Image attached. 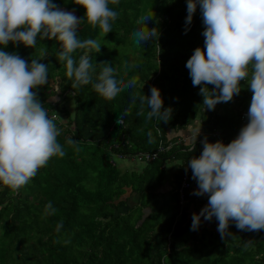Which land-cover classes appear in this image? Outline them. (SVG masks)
<instances>
[{
	"label": "trees",
	"instance_id": "obj_1",
	"mask_svg": "<svg viewBox=\"0 0 264 264\" xmlns=\"http://www.w3.org/2000/svg\"><path fill=\"white\" fill-rule=\"evenodd\" d=\"M52 2L78 18L84 15V8L74 0ZM110 7L119 16L105 36L86 20L79 26V39H96L101 44L99 53L88 49L72 53L77 62L81 55L91 57L94 71L89 85L72 87L55 38L38 39L34 49L12 43L0 49L29 63L46 50L40 62L49 66L48 84L36 91L42 92L50 118L56 114L54 107L65 118L54 120L65 155L51 157L18 190L0 184V264H264V230L241 231L230 222L229 233L222 238L215 217L206 221L209 226L201 223L198 230H190L187 199L197 183L188 160L199 157L204 138L195 141L194 151H190L193 142L171 144L197 116L207 130L220 129L222 134L247 124H241L239 112L250 106V76L240 82L238 95L219 103L224 109L230 106V113V109L209 110L199 94L203 85L193 86L185 66L197 47L205 50L199 5L187 31V0H119ZM153 13L147 26L156 28L159 36L137 46L132 33L143 27L137 21ZM117 46L126 47L128 53L117 57ZM102 62L116 69L118 80L126 83L136 77L137 85L125 88L112 100L104 99L93 87L104 67ZM153 86L160 91L163 108L172 110L167 123L148 118L150 109L138 98L150 96ZM46 95L54 96L53 100ZM133 95L137 96L135 102ZM67 97L73 99L71 111L63 103ZM171 131L175 134L169 136ZM137 152L156 154L134 168H118L110 159L111 155L128 157ZM172 160H176V170L168 182L169 190L161 192ZM186 171L190 186L178 215L176 189ZM166 195L174 205L170 214L159 204ZM49 203L52 207L46 208ZM165 210L164 217L161 211Z\"/></svg>",
	"mask_w": 264,
	"mask_h": 264
},
{
	"label": "clouds",
	"instance_id": "obj_2",
	"mask_svg": "<svg viewBox=\"0 0 264 264\" xmlns=\"http://www.w3.org/2000/svg\"><path fill=\"white\" fill-rule=\"evenodd\" d=\"M74 3L84 8L83 17L59 9L52 0H0V49L9 43L34 49L38 39L55 38L72 87L89 85L94 71L91 57L81 55L77 62L72 53L78 49L99 53L101 44L96 39H79V26L86 20L105 36L119 16L110 5L117 6L119 0ZM197 5L206 52L197 47L185 66L193 86L203 85L199 90L203 105L214 110L218 103L231 101L241 91L240 82L249 77V66L252 97L248 111L244 110L248 122L230 143L209 142L207 134L196 140L197 134L191 142L190 151H194L195 141L204 138L199 157L189 159L188 167L198 185L193 194L207 195L208 202L192 214L190 230H198L201 217L205 221L215 217L222 238L229 233L230 222L241 231L264 230V0H187L185 31ZM153 16L144 15L137 21L143 25L132 33L137 46L159 36L156 28L147 26ZM45 56L42 49L41 57L31 58L29 63L16 53L0 50V184L14 190L26 185L51 157L65 155L57 140L60 130L54 120L58 116L49 117L36 91L48 84L49 66L40 62ZM100 64L104 67L93 87L104 99L112 100L125 88L137 85L136 77L125 83L116 78L111 64ZM208 85L213 86L211 90ZM150 93L138 97L150 109L148 118L167 123L171 108H163L158 88L151 87ZM136 98L133 95V102ZM184 202L185 197L182 205ZM51 207V203L46 205ZM180 208L178 205V215Z\"/></svg>",
	"mask_w": 264,
	"mask_h": 264
},
{
	"label": "crops",
	"instance_id": "obj_3",
	"mask_svg": "<svg viewBox=\"0 0 264 264\" xmlns=\"http://www.w3.org/2000/svg\"><path fill=\"white\" fill-rule=\"evenodd\" d=\"M249 76H250V74H249ZM206 130H207L206 127H204L201 124V121H200L199 117L197 116V118H194L193 120H191L186 125V127L179 132L178 136L175 137L172 142L178 141V142H181L183 144H190L192 141H194V138L196 137L197 134L198 135L196 137V140H198L200 138L199 134L206 131ZM239 131H240V129H237V128L236 129H228L226 132L223 131L224 132L223 135L225 136L226 140L230 143L234 138L237 137V135L239 134ZM168 134H169V136H172L175 133L171 131ZM174 169H175L174 165L173 166H169V164L167 165L165 178H164L162 184L160 185V189H159L161 192H163V191L166 192L169 190L168 189L169 188L168 182L171 181V179H172V174L176 170V169L175 170ZM197 187H198V185L196 187H194L192 190H190L189 194L191 196L189 197V199H187L188 207H187L186 211H187V218L188 219H192V214L193 213H199L200 210L208 202L207 195L196 196L193 194L194 190H196ZM166 196L167 197L162 198L159 201V204H164V206L167 207L168 214H170L173 211L174 205L172 204L170 197L168 195H166ZM201 223H203V225L205 224V225L209 226V223L206 222L203 219V217H201Z\"/></svg>",
	"mask_w": 264,
	"mask_h": 264
},
{
	"label": "rangeland",
	"instance_id": "obj_4",
	"mask_svg": "<svg viewBox=\"0 0 264 264\" xmlns=\"http://www.w3.org/2000/svg\"><path fill=\"white\" fill-rule=\"evenodd\" d=\"M61 10L63 11H67L63 8H60ZM74 14V13H73ZM115 51H116V56L119 57V55H124L126 53H128V49L124 46H117L115 47ZM53 86L56 87V84L53 83ZM38 98L39 100L42 102L43 100V94L42 92L41 93H38ZM51 96V95H50ZM48 95H46V97H50ZM53 97H50L49 100H53ZM56 98V97H55ZM63 103H64V106L68 109V111H71V109L73 108V99L67 97L65 100H63ZM59 103H57L58 105ZM58 107V106H57ZM222 105L221 104H217L214 108L215 111H225V110H229V113L231 112V107L230 106H225V109L224 108H221ZM58 109H56V107H54L53 111L58 114V121H64L65 118L63 116H60L59 112L57 111ZM234 119V118H233ZM226 132V131H225ZM225 137V136H224ZM110 159L112 160V162L115 164L116 167L118 168H134V167H137V166H140L142 165L141 162H138L136 161V156L133 154L131 156H128V157H122V156H118V155H111ZM174 164H176V160H172L171 162H169V166H173ZM194 183H196V181L194 180ZM169 187V186H168ZM169 189V188H168ZM150 202L149 204L152 202V199H149ZM167 209V207H166ZM165 213H167V210L165 211H161V215L165 217ZM179 218V217H178Z\"/></svg>",
	"mask_w": 264,
	"mask_h": 264
},
{
	"label": "built area",
	"instance_id": "obj_5",
	"mask_svg": "<svg viewBox=\"0 0 264 264\" xmlns=\"http://www.w3.org/2000/svg\"><path fill=\"white\" fill-rule=\"evenodd\" d=\"M239 120H240L241 124L242 123H245V121L246 122L248 121L247 112L246 111L241 110L239 112ZM205 134H207L208 137L214 139L215 141L220 140L224 144H228L229 143L222 136L221 131L219 129L212 128L211 130L207 131V133H203L202 132L199 135L201 137H203V135H205ZM178 143H179L178 141H175V142H172L171 144L175 145V144H178ZM171 144H169V145H171ZM158 150L161 151L162 150V147L159 146L158 147ZM155 154H156L155 152L154 153H151V154H149L147 152H137L134 155L136 156V159H135L136 161H138V162H147V161L152 160L155 157ZM189 186H190V182H189V172L186 171V172H183L182 173L181 178H180V182H179V186L176 189L179 207H181V205H182V203L184 201V192H185V190H187L189 188Z\"/></svg>",
	"mask_w": 264,
	"mask_h": 264
}]
</instances>
